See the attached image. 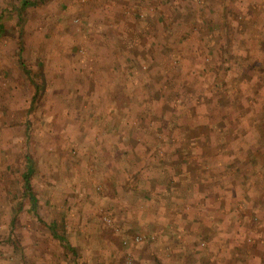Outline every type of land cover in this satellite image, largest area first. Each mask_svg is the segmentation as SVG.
Returning <instances> with one entry per match:
<instances>
[{"label": "rangeland", "instance_id": "374dc122", "mask_svg": "<svg viewBox=\"0 0 264 264\" xmlns=\"http://www.w3.org/2000/svg\"><path fill=\"white\" fill-rule=\"evenodd\" d=\"M22 1L0 0V264H264V0Z\"/></svg>", "mask_w": 264, "mask_h": 264}, {"label": "trees", "instance_id": "16d2710c", "mask_svg": "<svg viewBox=\"0 0 264 264\" xmlns=\"http://www.w3.org/2000/svg\"><path fill=\"white\" fill-rule=\"evenodd\" d=\"M45 2V0H23L22 1V9H25L29 6H36L39 3H43ZM20 42H23V36H20ZM23 43H20V47H19V58H20V64L24 70V72L26 73V75L28 76V78L32 79V71L31 69H29V67L27 66V63L23 57ZM34 82V81H33ZM35 87H36V93L34 95V100H37L38 94L40 92V85L36 82H34ZM239 100H242V98H239ZM229 100H227L228 102ZM212 101H209V103H211ZM219 102V99H218ZM241 102H245V104H247V101H241ZM230 106V102H228V107ZM256 104L252 105V107H255ZM232 107V106H231ZM252 111L254 112L253 108ZM258 118H257V117ZM253 120V122H256V126L258 128V130H260V136L264 137V110L262 112H259L258 115H255V118H251ZM251 119H248V121H251ZM251 148V147H250ZM248 152H251L250 150H248ZM33 172V166H32V161L29 160V164L28 167L26 169V171L23 174V180H24V192L30 196L31 200L34 202V204L37 201V198L35 196V194L33 193V188H32V183H31V175ZM55 227L52 226V231H54ZM62 240H64V236L61 237ZM66 240V239H65ZM67 249L73 250L72 246L69 243L65 244Z\"/></svg>", "mask_w": 264, "mask_h": 264}, {"label": "crops", "instance_id": "0c3cea01", "mask_svg": "<svg viewBox=\"0 0 264 264\" xmlns=\"http://www.w3.org/2000/svg\"><path fill=\"white\" fill-rule=\"evenodd\" d=\"M50 226H53V225H50ZM54 227V226H53ZM50 229L52 230V227H50ZM52 234H53V236L54 237H56V238H58V239H60V237H63V235L62 236H60V235H58V233H57V231H55V229H54V231H52ZM61 241V240H60ZM66 247V246H65ZM67 249V248H66ZM72 249H73V247H72ZM67 250H69V251H71V252H74V251H72V250H70V249H67ZM40 257L42 256L41 254L39 255ZM38 256V257H39ZM39 257V258H40ZM38 258V259H39ZM39 262H41V261H39Z\"/></svg>", "mask_w": 264, "mask_h": 264}]
</instances>
